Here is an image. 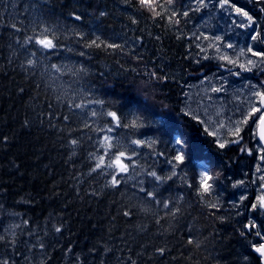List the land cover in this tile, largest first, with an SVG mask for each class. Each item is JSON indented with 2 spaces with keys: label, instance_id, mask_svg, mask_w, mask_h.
Wrapping results in <instances>:
<instances>
[{
  "label": "trees",
  "instance_id": "1",
  "mask_svg": "<svg viewBox=\"0 0 264 264\" xmlns=\"http://www.w3.org/2000/svg\"><path fill=\"white\" fill-rule=\"evenodd\" d=\"M185 1L158 8L163 15L154 19L136 0H0V208L22 221L15 249L3 244L2 252L9 246L16 264L21 246L38 241L48 252L43 264H260L243 208L230 203L226 173L238 149H220L181 107L189 83L225 68L192 56L187 32L194 17L182 15ZM172 10L180 13L179 23L169 22ZM44 28L54 49L42 54L34 43L20 47ZM93 40L101 47H89ZM34 50L37 64L28 69ZM152 72L166 79H151ZM88 100L104 103L68 107ZM109 111L120 116L121 125L139 117L140 126L116 127ZM107 127L117 149L132 157L116 189L106 186L114 169L91 172V154H101L97 140L105 134L97 129ZM73 139L79 141L75 146ZM177 139L186 158L173 168ZM133 140L144 143L137 147ZM151 171L165 179L156 181L147 175ZM202 171L219 173L203 197ZM125 210L132 215L124 216ZM61 225L62 232H54Z\"/></svg>",
  "mask_w": 264,
  "mask_h": 264
},
{
  "label": "rangeland",
  "instance_id": "2",
  "mask_svg": "<svg viewBox=\"0 0 264 264\" xmlns=\"http://www.w3.org/2000/svg\"><path fill=\"white\" fill-rule=\"evenodd\" d=\"M260 1L263 2V0H230V4L235 5V7L226 5L221 8L219 0H205L207 6L200 8L199 11L195 10L199 7L197 0H186L183 5L185 11H188L194 17V21L190 23L187 32L191 42L188 46L192 49V56H195L194 58L197 60L210 59L216 64L224 65L225 68L205 72L201 77L189 83L184 90L181 107L185 113L201 124L206 133L217 144L223 142L226 146H229L228 142L236 137L232 133L235 127L239 126L243 138L241 144L245 145L244 150H247V152H250L249 148L251 147L249 145L250 130L248 126L256 114L249 118L247 123H241V121L251 111L253 104L258 101V97L252 94L256 91L262 92L263 89L259 79H264V62L261 61L260 57L247 51L248 47L251 46L256 52H264V42H261L264 40V17H259L262 10L255 6L260 5ZM255 2L257 3L255 4ZM236 7L243 9L252 16L253 23L251 26H241L248 25V21L245 17L236 13ZM255 14H258V16ZM257 32L260 33L261 39L253 41L251 36ZM201 34L208 36L209 39H203ZM197 36L201 38L196 39ZM215 37H220V40L215 41ZM228 44L233 45V47H227ZM241 50L244 51L245 55H240ZM225 56L236 61V63L232 64L228 60L222 59ZM249 59L254 62L252 65L247 64ZM240 64H244L245 68L249 70H242ZM254 71L258 74L252 73ZM215 89H220V91H215ZM254 133L252 134L253 139ZM237 138L239 140V137ZM237 159L234 158L232 164H229L231 166L228 174L229 179H236L232 169L236 174L238 169ZM239 164L241 166V163ZM255 169H257V166H255ZM253 171V191L261 195L262 190L260 187L264 184V179H261V177H264V165L260 167L258 182L256 181L255 170ZM232 183L236 184L239 192H241L240 195H237L236 202H241V205H243L247 196L245 191H249L251 188L243 178L238 179L235 183L232 180L230 184L232 185ZM232 192L236 194L235 191ZM241 197H244V199L241 200ZM17 225L19 227H16ZM21 225L22 221L19 216L10 214V212L0 208V235L12 237L14 231L15 237H17ZM261 235H264V229L261 230ZM51 241L52 238L48 243H51ZM31 245V243H26L21 246L19 252L20 264H41V261L46 259L48 253L46 247L42 251L38 245L33 244L36 247L30 252L27 249ZM9 248L8 246L6 255H4L2 252L4 247L0 245V257L9 256L16 261V258H13L8 251Z\"/></svg>",
  "mask_w": 264,
  "mask_h": 264
},
{
  "label": "snow or ice",
  "instance_id": "3",
  "mask_svg": "<svg viewBox=\"0 0 264 264\" xmlns=\"http://www.w3.org/2000/svg\"><path fill=\"white\" fill-rule=\"evenodd\" d=\"M126 2H130V0H126ZM136 3H138V5L140 6V8L150 11L151 13H154V19L156 17H162L163 15V11H157V9H161V10H168L169 7L171 5L174 4V0H165V3H161L160 0H136ZM197 3L199 5V7H197L195 10L199 11L200 8L202 7H206L207 5L205 4V0H197ZM220 3V7L224 8L226 5L230 6V7H235V5H231L230 4V0H219ZM264 10V9H262ZM235 11L238 15H241L243 17H245L248 21V25H241L244 27H248L251 26L253 23V18L252 16H250L248 14V12L244 11L241 8L236 7ZM106 13L101 12L100 16H104ZM75 15V14H73ZM179 15L180 13H178L175 10H172L171 15L168 17L169 22H172L173 18H175V22L179 23ZM183 16H188L189 13L188 11H184L182 13ZM75 19L76 20H80L81 17L79 15H75ZM133 23H136L135 20H133ZM234 23H236L234 21ZM11 28L16 31V32H21L22 29L19 28L16 24H12ZM48 29L44 28L42 32H40L38 35L36 36H27L24 41L23 44H20L19 39L16 41L17 44H20V47L24 48L25 46L28 45H32L33 43L37 46H39L40 49L44 50L45 54L48 51L54 49L57 45L54 43V38H49V36L46 34L48 33ZM203 36V39L208 40L209 37L205 36L203 34H201ZM200 36H197L196 39H200ZM99 39V37H97V40ZM251 39L253 41H256L258 39H261V35L259 32H257L255 35L251 36ZM97 40H93L91 41V44H89V47L95 46V47H101L100 43H97ZM215 41H219L220 37H215L214 38ZM261 42H264V40H262ZM103 47L105 48H110V49H122L123 46L122 45H118L115 43H106L103 44ZM227 47L231 48L233 47V45L228 44ZM248 52L252 53V55L260 57L261 61L264 62V52H256L253 50V48L251 46L248 47L247 49ZM37 52L34 50L30 53V57L26 60V65L28 69L34 68L37 64V60L34 59V57H36ZM81 55H83V53H81ZM240 55L243 56L245 55L244 51L241 50ZM137 59H142V57H137ZM222 59H226L229 61V63L235 64L236 61L234 60H230L227 56L222 57ZM254 62L252 60H248L247 64L252 65ZM240 68L242 70H249L245 68L244 64H240L239 65ZM52 68L56 71L59 72L60 68L53 64ZM79 71H84L83 69H79ZM151 79H166V77H157V74L155 72H152L150 74ZM22 91V90H21ZM215 91H220V89H215ZM255 97H258V101H256V103L253 104L251 111L248 112L247 116L244 118L243 121H241V123H247L248 119L251 118L254 114L256 113H260L259 116V122L262 128V131L260 133V140L264 141V92L261 91H256L252 94ZM103 101H93V100H88L86 103L85 102H81V103H69L68 107L70 109H81L83 110L87 104H103ZM259 106H256V105ZM49 107H51V105H49ZM91 116L92 117H96L97 116V112L95 110H91ZM107 116L111 118L112 122H115V126L116 127H139V117H137L136 119H134L131 124H123L121 125V118L120 116H118V114L115 111H109L107 112ZM64 120L65 121H69L70 117L68 115L64 116ZM27 121H25V125H27ZM84 127H89L88 124H85ZM221 127H223V125H221ZM97 131H101V132H105V134L103 135L102 138H98L97 143H98V152H101V154L97 155L96 153H92L91 156L96 160L95 163V167H93L91 169V172H97L98 170H100L101 172L104 171V169H114L113 172H109L107 173L108 175L111 176V180L109 182L108 185H106L107 187H111L113 189L118 188V186L121 184V179L124 176V174L129 173L130 171V164L125 163V160L131 161L132 157L127 155L125 151L122 150H118L117 149V145L113 143V137L111 135H108V133H111L113 131L112 127H107L106 130L105 129H97ZM240 132H241V128L239 126L235 127L234 132L232 133L233 135H235L236 137L240 136ZM211 135V133H209ZM7 137H4V140L7 141ZM70 143L75 146L79 143L78 140L73 139L70 141ZM132 144L136 145L137 147H140L144 142L141 140H133L131 141ZM228 143H239V140H232L229 141ZM176 144L179 146L176 150V155L172 157V161H175V163L172 164V167L175 168L181 164L184 163L185 161V152H184V143L182 140L177 139L176 140ZM218 147L223 149L226 147V144L223 142H218ZM113 149H117V151H113ZM244 149H241V151H243ZM132 155H136L135 150H133ZM106 158H108V160L106 161ZM261 159H264V157H261ZM134 163V162H133ZM171 163V161H170ZM147 175L153 177L156 181H162L165 178H162L161 176L157 175V173L155 171H151L148 172ZM172 175H176L175 172L172 173ZM219 176V173H217L216 175L211 174L209 171H202L200 172V179H199V185L200 188L198 189V194L201 195V197H203L205 194H208L212 191L213 189V183H211L210 181H215ZM167 179H171V177H167ZM261 179H264V177H261ZM240 183V182H237ZM234 187L236 185H233ZM140 192H145V189L143 187L139 188ZM146 195L151 198V199H155V194L153 192H147ZM244 197H241V200H243ZM157 203H160V201H157ZM164 208H169V202H164L163 204ZM210 207L215 208L216 205L212 204L210 205ZM257 208L264 210V196H261L258 198L257 203H253L251 205V210H256ZM178 211V209H177ZM124 216L126 217H130L132 215L130 210H125L124 211ZM172 215L174 216L175 213L173 212ZM27 221H24V224H27ZM157 223H159V221H157ZM16 227H19V225H17ZM245 227L251 229H256L258 226L256 223L249 221V224H247ZM62 228L63 225L61 226H55L54 227V232L56 233H61L62 232ZM33 233H29V235L31 236ZM15 232H12V239H6V237L4 235H0V245L3 244H7L9 245L13 250L15 249V245H16V239H15ZM241 235L243 236L244 233L241 232ZM257 236H260L262 240H264V235H261V233L259 231L256 232ZM189 244L193 243V240L189 239L188 240ZM36 247V245H32L29 248V251L31 252L32 249ZM38 247L40 250H44L45 249V244L43 242H39L38 241ZM253 251L255 253L258 254L259 259H260V264H264V243H260L259 245L253 244L252 245ZM157 251L163 255V253L165 252L164 248H159L157 249ZM16 255H19V253H16ZM25 259H27V257H25ZM130 259V258H129ZM245 259H247V257H245ZM0 264H16V261L11 259V257L9 256H4V257H0ZM41 264H43V261H41ZM132 264H136L135 261H132Z\"/></svg>",
  "mask_w": 264,
  "mask_h": 264
},
{
  "label": "flooded vegetation",
  "instance_id": "4",
  "mask_svg": "<svg viewBox=\"0 0 264 264\" xmlns=\"http://www.w3.org/2000/svg\"><path fill=\"white\" fill-rule=\"evenodd\" d=\"M250 1V0H248ZM257 2H255L256 4ZM260 5H255L256 7H258L259 9H263L264 7V0L263 2L260 1ZM263 14L261 17H264V10L261 11ZM256 16H258V14H255ZM261 14H259V17H260ZM259 82L261 83L262 85V92H264V81L262 80H259ZM259 116H260V113H256V115L253 117V121L250 123V125L248 126L249 127V130H250V142H249V146L250 148V152H247V150H243V151H240V150H237V154H239V157H238V169L236 171V174H235V171L234 169H232V171L234 172V176H239L240 178L242 177L246 184H249L250 186V190L247 191L248 192V195H247V198L246 200H248V203H249V206H248V209L246 211V219H247V222L249 224V221H252L254 223L257 224V228L256 229H249L247 230L248 233H250V236H254L255 239L257 240L256 241V244H259V243H262L264 240L261 239L260 236H257L256 235V232L259 231L261 232V230L264 228V220L263 218L261 217L262 216V213L261 211L257 208L256 210H251V205L253 203H257V199L260 197V195L256 194L254 190V187H252V178L254 176V171L255 170V177H256V181L258 182L259 181V173H260V167L262 165H264V159H261V157H264V145H262V143L257 139L256 137V131H257V128H258V125H259ZM254 133V139L252 137V134ZM242 133L240 132V136H239V141L243 140L242 138ZM240 145V142L239 143H229V146H238ZM228 147V146H226ZM228 149V148H226ZM241 163V166L240 164ZM255 166H257V169H255ZM244 168V170H243ZM238 174V175H237ZM264 182V181H263ZM264 187V184H262L261 188ZM262 195L261 196H264V190H262Z\"/></svg>",
  "mask_w": 264,
  "mask_h": 264
},
{
  "label": "water",
  "instance_id": "5",
  "mask_svg": "<svg viewBox=\"0 0 264 264\" xmlns=\"http://www.w3.org/2000/svg\"><path fill=\"white\" fill-rule=\"evenodd\" d=\"M261 131H262V128H261V125L259 126V128H258V131H257V137H258V139L260 140V133H261ZM261 141V140H260ZM263 144H264V141H261ZM254 252V251H253ZM255 253V252H254ZM256 255L258 256V254L256 253Z\"/></svg>",
  "mask_w": 264,
  "mask_h": 264
},
{
  "label": "bare ground",
  "instance_id": "6",
  "mask_svg": "<svg viewBox=\"0 0 264 264\" xmlns=\"http://www.w3.org/2000/svg\"><path fill=\"white\" fill-rule=\"evenodd\" d=\"M35 234V233H34ZM32 236V235H31ZM33 243V242H32ZM32 246V245H31ZM27 250H29V249H27ZM35 251V250H34ZM31 257H32V255H30Z\"/></svg>",
  "mask_w": 264,
  "mask_h": 264
}]
</instances>
